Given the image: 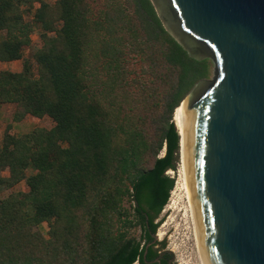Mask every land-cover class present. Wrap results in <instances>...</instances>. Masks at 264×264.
Masks as SVG:
<instances>
[{
	"label": "trees",
	"instance_id": "1",
	"mask_svg": "<svg viewBox=\"0 0 264 264\" xmlns=\"http://www.w3.org/2000/svg\"><path fill=\"white\" fill-rule=\"evenodd\" d=\"M34 1L0 0V62L22 58L32 24L42 33L37 79L0 72V107L54 127L3 138L0 187L25 179L28 192L0 201V264H148L154 220L174 189L165 175L178 162L173 115L208 80L210 60L190 57L150 0H126L129 11L104 0L96 13L87 0L41 1L30 24L21 6ZM54 22L61 27L49 37ZM127 57L144 71L131 77ZM43 222L49 238L32 231ZM136 227L141 240L130 236Z\"/></svg>",
	"mask_w": 264,
	"mask_h": 264
},
{
	"label": "water",
	"instance_id": "2",
	"mask_svg": "<svg viewBox=\"0 0 264 264\" xmlns=\"http://www.w3.org/2000/svg\"><path fill=\"white\" fill-rule=\"evenodd\" d=\"M150 2L190 57L213 64L212 78L181 102L205 264H264V0ZM181 148L179 137L176 170L165 174L174 187ZM164 209L154 220L155 251Z\"/></svg>",
	"mask_w": 264,
	"mask_h": 264
},
{
	"label": "rangeland",
	"instance_id": "3",
	"mask_svg": "<svg viewBox=\"0 0 264 264\" xmlns=\"http://www.w3.org/2000/svg\"><path fill=\"white\" fill-rule=\"evenodd\" d=\"M41 1L51 7H54L58 2V0H35L30 5L28 3L22 5L21 9L23 10L25 16L24 20L27 23L30 24L33 23L35 11L38 8H40ZM87 2L90 5L93 13H96L104 3V0H87ZM123 3L128 11L129 9L132 10L131 8L132 5L131 6L128 5L126 3V0H123ZM53 27L54 28L52 29V31L47 34L49 37L55 36L57 30H59L61 27V23L54 22ZM41 35L42 33L40 29L32 24V30L29 33V44L24 48L22 58L18 61H13V62H0V72L7 71L10 73L20 74L24 72L25 69H28L31 77L37 79L39 68L34 58H35V53L42 45ZM3 36L4 33H0V40L1 38H3ZM125 65H128L131 73L130 74L131 77H134L135 74L144 71L143 69H141L140 64L135 60L132 61L130 57H127ZM212 74H213V64L210 61L209 78H207L208 80L212 78ZM117 101L119 102L118 105L124 104L121 103L122 100L120 98H118ZM132 105L133 104H131L130 106L133 107ZM126 106H128V104H126ZM15 110H16V105L11 103L3 104L0 107V147L2 145V141L5 135H9L10 137L13 138H19L24 135L32 134L37 130L50 131L54 127V123L49 117L36 118L31 115H26L21 120L15 121L13 119ZM124 112L130 113L129 108L127 110H125L124 108L120 109V116L124 115ZM161 155L162 153L160 154V156ZM25 173L26 176L28 177L31 175V170L26 169ZM2 175L4 177H9V173L6 171L3 172ZM179 177H180V172H179ZM16 192H23V193L28 192V187L26 185L25 179L20 181L16 186L11 187L10 189H7L5 187H0V201L6 200L12 193H16ZM179 194L180 192L178 191V195ZM125 206L129 208L130 202L129 201L125 202ZM168 215L169 213H165L163 215L162 225L167 221ZM32 231L33 232L39 231V233L44 238H49L50 225L47 222H43L38 227H34ZM161 233L162 236L159 239L158 249L160 251H169L173 254L174 258L171 261L172 264H199L195 243L193 240V236L190 232L185 231L182 228L176 231L173 228V226L169 224L165 227H161ZM141 235H142V231L137 227L132 229L130 232V236L137 240H141Z\"/></svg>",
	"mask_w": 264,
	"mask_h": 264
},
{
	"label": "bare ground",
	"instance_id": "4",
	"mask_svg": "<svg viewBox=\"0 0 264 264\" xmlns=\"http://www.w3.org/2000/svg\"><path fill=\"white\" fill-rule=\"evenodd\" d=\"M173 123L179 133L181 142V160H180V183L177 182L171 191L168 204L165 206L164 214L169 213L167 221L162 225L165 227L169 224L178 231L182 228L192 234L196 247L199 264H205L201 251L197 221L194 206L192 203L191 187L189 182V173L187 165V150L185 142L186 115L184 112V103L179 105L173 115ZM178 191L180 194L178 195ZM162 233H160V238Z\"/></svg>",
	"mask_w": 264,
	"mask_h": 264
},
{
	"label": "flooded vegetation",
	"instance_id": "5",
	"mask_svg": "<svg viewBox=\"0 0 264 264\" xmlns=\"http://www.w3.org/2000/svg\"><path fill=\"white\" fill-rule=\"evenodd\" d=\"M150 244L151 243H149L147 246L149 247ZM152 248L154 250V246ZM165 253L166 252H164V251H157V256L152 261H149L148 264H172L171 259H168L165 256ZM145 254H146V252H145Z\"/></svg>",
	"mask_w": 264,
	"mask_h": 264
}]
</instances>
